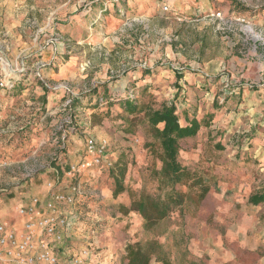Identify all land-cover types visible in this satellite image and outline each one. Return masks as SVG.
Wrapping results in <instances>:
<instances>
[{"label":"rangeland","instance_id":"obj_1","mask_svg":"<svg viewBox=\"0 0 264 264\" xmlns=\"http://www.w3.org/2000/svg\"><path fill=\"white\" fill-rule=\"evenodd\" d=\"M163 1L0 0V77L3 65L9 64L19 71L25 68L23 84L18 91L0 100L4 101L0 104V189L9 191L0 192L1 220H17L19 205L27 203L34 195L45 197L44 184L58 175L63 178L69 164L82 157L88 134L105 136L110 140L116 162L122 155L128 161L125 190L114 198L112 171L96 178L84 176L87 194L77 208L74 231L95 235L89 243H94L92 258L96 261L100 259L96 253L108 246L102 247L95 241H104L106 237L113 240L115 254L111 259H116L114 264H127L126 245L138 241L145 243L153 232L145 230L138 213H125L123 207L131 206L132 193L137 197L141 193L164 196L168 189L155 174L160 162L147 149L154 138L144 113L129 115L121 102L114 100L126 101L133 94L140 103L151 101L158 108L167 102L166 93L175 86L170 82L168 70L180 72L188 66L203 69L207 74L210 71L207 64L219 59L223 61L218 74L226 76L230 86L242 83L264 86L263 49L256 53L250 51L253 43L245 41L249 34L244 25L220 22L210 16L217 10L241 12L264 27L262 17L254 13L257 11L254 7L264 8V0H196L193 10L189 8L190 0H168L171 6L168 12L162 10ZM124 5L127 7L125 14L116 15L115 9ZM100 7L110 10L105 14ZM235 59L263 63L260 77L246 79L243 72L237 76L231 67ZM38 74L48 85H64L63 90L76 95L98 86L99 96L104 99L113 96L114 100L109 99V103L100 108L82 104L74 107L69 115L61 101L64 91H59L51 93V100L48 99L43 107L44 91ZM25 87L29 94L23 95L21 91ZM219 94L228 95V88ZM174 100L172 102L179 104L203 102L202 96L190 93ZM64 131L68 133L63 149L67 153L61 152L62 146L57 142ZM209 133L204 130L197 137L184 140L179 158L184 166L199 169L211 183L223 181L225 186H214L199 214L193 216L194 209L187 208L185 218L171 215L155 233H200L203 227V233H226V229L214 225V213L231 208L225 206L223 200L236 197L244 213L257 216L262 213L263 210L251 205L246 207L242 201L251 193L264 189V172L260 170L264 165L260 167V162L251 156L255 149L251 132L240 134L239 139ZM260 143L264 145V141ZM216 145L224 148L217 149ZM248 154L251 159L246 160ZM261 161L264 163V157ZM50 167L53 170L38 176L37 182L24 181L28 173ZM68 183L69 179H62V187ZM17 187L20 189L16 190ZM177 189L190 196L185 187ZM255 225V228L263 226L261 222ZM253 226L252 220L244 218L235 226V232L250 231ZM160 237L167 244V234ZM215 243L214 247L205 248L203 254H196L198 261L195 263L220 262L219 255L210 251L217 248ZM84 248L74 246L76 253ZM236 252L238 264H258L257 254L240 247ZM173 261L186 264L178 259ZM100 264H104L101 259Z\"/></svg>","mask_w":264,"mask_h":264},{"label":"trees","instance_id":"obj_2","mask_svg":"<svg viewBox=\"0 0 264 264\" xmlns=\"http://www.w3.org/2000/svg\"><path fill=\"white\" fill-rule=\"evenodd\" d=\"M112 6H115L113 2ZM107 8V7H106ZM100 7L102 13L107 14L110 8L106 9ZM126 5L115 9V14L119 15L125 14ZM256 15L264 14V8L258 9L254 12ZM238 14H244L239 12ZM23 75L20 78L12 81V85L5 89L0 96H8V94L15 93L17 88L23 84ZM178 79L182 78L181 74L176 75ZM207 82L211 84L218 83L222 79L221 75H203ZM40 87L44 91L43 107L49 99V95L54 91L47 88L44 83L39 80ZM223 89L225 88V83L222 80ZM37 87V86H36ZM178 88V85H176ZM248 88L254 89L255 86ZM207 91H211V88H206ZM233 86L228 87V92L233 91ZM143 92L145 88L142 89ZM23 95L29 94L28 87L23 88ZM111 101L114 100L113 96L109 98ZM109 99H104L99 96L98 86L93 89L83 93L81 95H76L73 97L72 106L73 108L81 107L82 104L97 105L99 108L108 104ZM66 96H62L61 101H65ZM115 102H121V106L124 111L129 115H135L138 113H144L146 119V125L148 126L154 141L152 145H148V151L153 153L158 161L160 162V168L155 171V174L159 176L163 185L168 189V191L162 195L154 196L150 193H141L138 197L132 193L131 206L129 208L123 207L125 213L134 212L138 213L143 221L146 231L153 232V236L148 239L145 243L140 241L129 243L126 245V260L127 264H153V262L158 264H175L173 259H178L179 261H184L186 264H197L196 260L190 258V255L186 252V248L181 244L177 246L178 242L186 241V233H155V231L164 224L165 221L169 220L171 215H177L185 218L187 208H193L194 212L192 215H196L198 209L200 208L202 202L207 198L211 191L210 179H207L205 174H203L199 169H191L184 166L179 158L181 143L186 139H193L198 136L201 127H210L211 122L214 118L213 113H208L204 118L198 120L197 116L191 117L190 115L181 114L178 105L175 102L171 104L168 102H163L158 108H155L151 101L140 103L139 99H134L133 94L127 97L126 101L122 99L114 100ZM191 104V103H190ZM214 107L217 105V99L213 103ZM45 110V108H43ZM184 116V117H183ZM186 120L187 124H182V121ZM217 149H223L222 145H216ZM62 153H67V150L61 151ZM250 157V158H249ZM253 158V156H252ZM251 159L248 154L246 160ZM55 164V163H54ZM128 161L125 156L122 155L119 160H117L112 171V178L114 180L113 196L117 198L125 190L124 180L127 173ZM60 168V167H59ZM39 177L34 180L37 182ZM185 187L190 196L187 193L179 192L177 187ZM248 203L254 206L264 207V189H259V191L253 192L248 198ZM262 223L264 224V213L262 214ZM185 232V231H184ZM167 234V244L160 240V236ZM164 238V237H163ZM168 246V247H167ZM172 252V255L170 251ZM259 254V255H258ZM258 256H264L263 252L258 251ZM190 259H189V258Z\"/></svg>","mask_w":264,"mask_h":264},{"label":"crops","instance_id":"obj_3","mask_svg":"<svg viewBox=\"0 0 264 264\" xmlns=\"http://www.w3.org/2000/svg\"><path fill=\"white\" fill-rule=\"evenodd\" d=\"M195 1L196 0H190L191 4L189 5V8L191 10H193L192 5H195ZM260 16L264 21V14H261ZM222 61V59L210 61L206 67L210 69L209 73L207 74L212 76L219 75V71L217 70L219 64ZM231 67L235 71L234 73L237 76L240 74V72H243L242 75L246 79L252 76L256 79L260 77L259 72L263 68V63L243 62L239 59H235L233 60ZM160 69L161 71L164 70L162 68ZM177 73L181 74L182 78L178 79L176 77ZM203 75V69L198 70L194 67L188 66H186V68H184V70L180 72H171L170 70H168V76L171 78L170 82H174L175 86L172 91L166 93L167 102L171 104L173 99L179 100L180 97H186V94L189 93L193 96H202V103L195 102V104H193L192 101H188L179 104L177 101H174L178 105V107L182 106L179 108L181 114H184L185 112V114L190 115L191 117L197 116L198 120L204 118L208 113L214 114V118L211 122L210 127L202 126L199 133L203 132L204 130H209V134L221 133L231 137V139H239L240 134L246 132L248 135V133L251 132V135L253 136L251 142L255 140V149L253 151L254 155L251 156H253L254 159L260 162V167H263L264 163H262L261 159L262 157H264V145L260 142L264 141V86H256V88L250 89L245 83L237 84L236 86H233V91L230 92V94L222 95L219 94V91H223V86L221 85L222 79H220L218 83L211 84L207 82ZM176 85H178V88L176 87ZM204 86H206V88H211V91L203 89L202 87ZM210 95L212 97L211 99ZM4 98L5 96H0V100H3ZM45 98L48 97H42V99ZM215 99H217V105L214 107L213 103ZM49 100L51 99L49 98ZM3 102L0 101V104H3ZM182 124H187L185 118L182 121ZM260 170L264 172V168H261ZM218 184L224 185L225 183L223 181L212 183L209 195L215 189L214 186ZM226 186H228V184H226ZM230 188L233 189L231 185ZM209 195L207 196V198L209 197ZM235 195L237 196V194ZM207 198L202 202L200 208L197 211V214L201 212L203 203L207 200ZM248 198L249 196L246 200H242L246 204V207L248 205H251L248 203ZM238 202L240 201L237 197L226 199V201L223 200V204L225 206H231V208H228L229 210L226 209L225 211H217V213H214V225L220 227L222 230L226 229V233H206L205 231V233H203V227V229L200 230V233H186V241H177V246L180 244L184 246V248H186V252L190 255V258L198 261V257H196V254L201 255L203 254V252H206L205 248L214 247L212 244H214L216 241L215 244L217 245V248L215 246L214 250L210 249L211 252H216L215 254L219 255L220 262H215V264H238L236 249H238L239 247L255 254H258V251L263 252L264 254V224L261 220L262 214L264 213V207L251 205L263 211L259 216L249 215L247 213H244L242 208H239ZM76 213L78 212L76 211ZM244 218L252 220V223L254 224V226L252 227L253 229L251 228L250 231L242 229L241 231H238V233H236L235 226L240 225ZM77 220V215L71 217V221H74L75 225L77 224ZM217 221L219 223H217ZM255 222H261L263 226L255 228ZM93 238L96 237L91 233H79L76 231L71 232L64 246V250L61 253L60 263H72L71 259L77 251L76 249H74V246L76 245H79L80 248H83V246L86 247L85 245H89L94 255V247L92 245L94 243H89V241ZM103 239L104 241L102 239H97L95 243L100 244L102 247L108 246V249H104L102 252L96 253V255L100 256L99 258L104 264H114L116 259L115 261L111 259L115 254V249L112 245L113 240L107 239L106 237H103ZM100 259L99 261H96L97 259L92 258L88 262V264H100ZM258 264H264V256H258Z\"/></svg>","mask_w":264,"mask_h":264},{"label":"built area","instance_id":"obj_4","mask_svg":"<svg viewBox=\"0 0 264 264\" xmlns=\"http://www.w3.org/2000/svg\"><path fill=\"white\" fill-rule=\"evenodd\" d=\"M243 1L245 2V0ZM254 8L258 10L260 7ZM162 10L164 12L171 10L168 0L162 2ZM210 16L220 22L244 25L249 34V38L245 41L251 40L253 43L250 51L256 53L259 49H263L261 54L264 59V27L262 24L234 11L224 13L217 10L211 12ZM86 67L87 64L83 68ZM1 69H3V74L0 77V94L12 85L13 80L20 78L25 71L24 67L21 71L13 70L9 64L3 65ZM38 76L51 91L56 93L64 91L62 96H66V100L63 105L70 115L73 111L72 102L76 93L63 90L65 86L61 84L52 87L47 84L42 75L38 74ZM221 77L225 88H228L229 80L222 74ZM248 86L253 87L251 84ZM67 136L68 133L64 131L57 137V142L62 146V150L65 148ZM115 164L116 159L111 153L110 140L105 136L88 134L82 157L78 161L70 163L65 170L63 178L70 180V183L65 185L66 188L62 187L63 178L58 175L55 180L44 184L47 189L45 197L34 195L27 203L16 208L17 220L0 219V264H61V253L69 234L75 228V222L71 221V217L76 214L79 204L87 194L83 186V177L96 178L103 172L111 171ZM48 170L53 169L50 167L28 173L24 181H35L36 177ZM54 171L59 174L58 170L54 169ZM19 189L20 187L16 188V190ZM0 192L8 193L9 191L2 188ZM92 256L93 251L88 245L72 257L71 264H88Z\"/></svg>","mask_w":264,"mask_h":264},{"label":"bare ground","instance_id":"obj_5","mask_svg":"<svg viewBox=\"0 0 264 264\" xmlns=\"http://www.w3.org/2000/svg\"><path fill=\"white\" fill-rule=\"evenodd\" d=\"M181 2V1H180Z\"/></svg>","mask_w":264,"mask_h":264}]
</instances>
